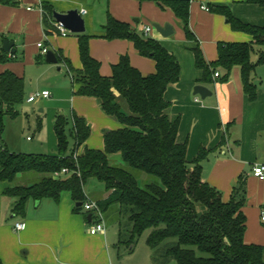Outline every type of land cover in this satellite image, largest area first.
Instances as JSON below:
<instances>
[{
    "label": "trees",
    "instance_id": "16d2710c",
    "mask_svg": "<svg viewBox=\"0 0 264 264\" xmlns=\"http://www.w3.org/2000/svg\"><path fill=\"white\" fill-rule=\"evenodd\" d=\"M136 1L150 2L161 10L171 11L186 40L197 43L189 30L188 0ZM244 2L264 9V0ZM17 5V0H0V7ZM41 11L45 25L50 26L46 17L52 18V9L43 4ZM210 11L223 16L231 30L248 35L251 41L218 43L217 59L212 63H207L199 45L195 46L192 53L195 68L202 72L200 82L212 83L213 75L220 72L218 80L225 83L237 68L243 93L253 102L256 99L253 74L256 66L264 65V28L239 22L226 7H211ZM103 32L102 38L106 41L131 42L141 57L155 63V72L142 76L124 55L112 66L109 77L101 76L99 62L89 53L91 37L83 34L78 35L80 71H74L67 61L56 56L57 63H63L70 73L76 87L74 95L96 101L101 112L122 127L103 133L102 151L84 146L90 128L75 113L70 119L63 115L54 119L55 155L11 153L0 140V183L6 184L2 196L13 200L12 216L24 218L29 201L48 199L58 203L65 192L75 205H82L74 208L75 213L82 214L83 204L90 200L84 188L90 180H96L107 195L103 200L93 201L103 223L104 214L113 210L119 218L126 217L129 224L126 240L119 230L117 248L122 244L134 245L145 231H150L146 245L153 264L170 261L176 264H264V246L244 242L245 182L239 179L230 200L223 202L221 194L202 180L201 162L208 151L200 149L190 165L186 144L177 142L180 118L168 115L170 103L164 98L166 91L179 82L180 67L175 57L158 41L138 34L129 24L118 22L110 15H107ZM254 52L258 53L255 64L251 61ZM42 58L36 57L35 62L40 63ZM20 60L22 55L9 56L0 49V65ZM24 99V80L8 70L1 73L0 136L4 117L16 118L17 108ZM111 155H119L121 165L112 164L108 159ZM122 166L145 174L155 182L140 186L137 178ZM63 169L69 174L55 177ZM27 174L38 175L35 181H39L18 182ZM87 214L91 212L84 213Z\"/></svg>",
    "mask_w": 264,
    "mask_h": 264
},
{
    "label": "crops",
    "instance_id": "0c3cea01",
    "mask_svg": "<svg viewBox=\"0 0 264 264\" xmlns=\"http://www.w3.org/2000/svg\"><path fill=\"white\" fill-rule=\"evenodd\" d=\"M188 1L189 30L197 43L186 40L171 11L161 10L150 2L19 0L17 6H1L0 49L3 41L12 42L15 54L22 55V60L0 65V74L8 70L24 80L26 65H35L37 70H42L35 81L46 82L52 89H61L67 96L71 93L72 97L68 99L70 117L75 113L82 117L90 128V136L84 146L102 151L103 133L118 130L121 125L105 116L96 101L74 95L76 87L72 84L70 73L63 63H46L45 56L40 63L35 62V58L40 56L36 45L43 43L48 52H52L55 57H62L74 71L81 70L78 35L61 37L53 28V16L51 19L46 17L50 25L47 27L41 5H47L53 13L58 14L78 11L84 21L83 35L91 37L90 56L99 62V73L103 77L111 75L112 66L124 55L142 76L155 72V63L149 58L141 57L131 42L106 41L102 38L107 15L118 22L129 24L142 35H145L144 28L152 27L153 24L161 27L170 25L173 34L168 38H163L154 29L147 36L158 41L170 52L180 67L179 82L170 87L164 95L165 101L170 103L168 115L180 118L177 142L186 144L187 162L190 165L200 149L208 151L206 159L201 162L202 180L221 194L223 202L230 200L232 190L239 179L245 182L246 197L242 208L246 218L244 242L264 246V222L260 219L261 212H264V181H259L251 175L255 165L264 164V82L261 81L258 85L254 81L257 77L255 70L253 83L256 86V99L253 102L248 101L243 93L237 68L232 70L225 83L218 80L222 75L220 72H217L218 78L213 75L212 83H202V72L195 68L192 53V49L199 45L205 61L212 63L217 59L218 43L251 41L248 35L231 30L223 16L211 13V7H226L239 22L260 28H264V9L245 4L244 0ZM262 51L264 52V49ZM57 65L59 67L55 71ZM195 86L205 87L210 95L205 99L194 96ZM43 91L49 92V98L42 100L51 102V92L44 87L40 93ZM39 112H42V109H39ZM59 113L50 117L53 134V122ZM54 144L57 145L56 137ZM52 146L50 143L49 148L52 149ZM108 159L115 164L121 161L119 155L108 156ZM5 187L6 184L0 183L1 264H112L111 253L102 243L104 236H92L88 233L87 225L91 224V221L87 220L89 214L85 216L84 211L82 214L74 212L76 205L69 193H62L58 203L48 199L29 201L25 217L19 219L11 214L13 200L2 196ZM97 195L86 194L92 201H100L107 196L104 190ZM13 220L14 225L23 223L24 229L15 231ZM115 246L117 247V244ZM128 249L131 251L132 247Z\"/></svg>",
    "mask_w": 264,
    "mask_h": 264
},
{
    "label": "rangeland",
    "instance_id": "374dc122",
    "mask_svg": "<svg viewBox=\"0 0 264 264\" xmlns=\"http://www.w3.org/2000/svg\"><path fill=\"white\" fill-rule=\"evenodd\" d=\"M73 36V35H69ZM258 51V50H257ZM258 53L254 52L251 55V61L255 64L258 59ZM45 65V64H43ZM45 67V66H42ZM59 66H55V71ZM64 71L63 65H61ZM24 82H25V99L23 103L17 108L18 116L16 118L4 117L3 119V131L0 136L1 143L7 148L11 153L24 154V155H51L56 154L54 144L55 137L52 131V126L50 122L51 115L60 112V115H64L66 118L70 119L69 114V98L72 97L71 93L68 96L65 95L61 89L56 90L47 86L46 82H37L36 77L38 73L42 70H37L35 65H26ZM42 69V68H41ZM257 77L254 81L259 85L260 82H264V65L260 64L256 66ZM68 81V80H67ZM48 88L51 92L52 101L49 100H39L37 103L27 104L26 100L30 96L29 94L40 93L42 88ZM98 104V103H97ZM42 109V112H39ZM122 127V126H121ZM28 139V140H27ZM52 140V142H51ZM50 143L53 144V148H49ZM115 164L113 161H110ZM121 165V161L119 164ZM127 171L131 172L138 180L140 186L146 183L155 182V179L148 177L145 174L138 173L126 166H122ZM36 174H27L22 176L18 182L21 184H34ZM26 182V183H25ZM104 190L102 184L98 183L96 180H90L84 191L87 195L96 194ZM21 219V218H19ZM15 220L12 224L14 225ZM21 223V222H19ZM91 225H87L88 233L90 231ZM104 229L102 243L106 246L108 251L112 256V264H153L151 261V251L146 245V238L148 237L150 231H145L134 243L130 245L132 247L129 251V247L124 244L117 248L115 245L118 242V232L121 229L123 232V239L128 238L129 224L126 217L119 218L117 212L110 210L104 214ZM168 264H176L174 261H170Z\"/></svg>",
    "mask_w": 264,
    "mask_h": 264
},
{
    "label": "built area",
    "instance_id": "2783aa9c",
    "mask_svg": "<svg viewBox=\"0 0 264 264\" xmlns=\"http://www.w3.org/2000/svg\"><path fill=\"white\" fill-rule=\"evenodd\" d=\"M17 1H19V0H17ZM202 9L204 10L205 8L203 7ZM53 28L63 38L71 35L67 30H65L60 24L56 23L55 21L53 23ZM152 30H153V28L148 26V27L144 28L143 32L145 35H148L149 33L152 32ZM36 47L39 50L40 56L44 57L48 53V50L43 45V43H37ZM214 77L218 78L219 74L215 73ZM47 98H49V92L43 91L41 93H36V94L30 95L27 98V103H35L39 100L47 99ZM73 158L75 159L76 155H74ZM68 174H69L68 170L63 169L60 173L55 174V177H59V176L63 177V176L68 175ZM251 175L253 178H255L259 181H264V164L255 165L252 168ZM83 210L86 213L91 212V224H90L91 227H90L89 234L92 236L103 234L105 232L103 218H102V215H101L96 203L88 200L85 204H83ZM260 219L262 222H264V212H261ZM23 229H24L23 223H16L14 225L15 231H21Z\"/></svg>",
    "mask_w": 264,
    "mask_h": 264
},
{
    "label": "water",
    "instance_id": "95a60500",
    "mask_svg": "<svg viewBox=\"0 0 264 264\" xmlns=\"http://www.w3.org/2000/svg\"><path fill=\"white\" fill-rule=\"evenodd\" d=\"M53 20L60 24L65 30H67L71 35H80L85 32V27H84V21L79 15L78 11H69L65 14H58V13H53ZM153 29L161 35L163 38H168L173 34V29L170 25L165 24L163 27L153 24ZM1 50L9 55H14L15 54V49H14V44L12 42L8 41H3ZM44 60L46 63L49 64H56L57 60L55 55L52 52H48ZM193 95L194 96H199L201 99H205V97L209 96L210 93L209 91L202 86H195L193 88ZM81 204H76V207H81ZM88 222L91 221V215L89 214L87 216Z\"/></svg>",
    "mask_w": 264,
    "mask_h": 264
}]
</instances>
